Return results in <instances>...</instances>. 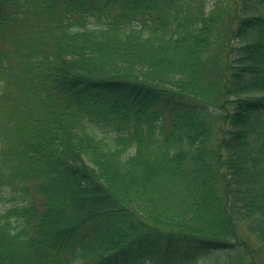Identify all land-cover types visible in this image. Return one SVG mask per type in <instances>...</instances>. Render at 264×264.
<instances>
[{"label":"trees","instance_id":"1","mask_svg":"<svg viewBox=\"0 0 264 264\" xmlns=\"http://www.w3.org/2000/svg\"><path fill=\"white\" fill-rule=\"evenodd\" d=\"M2 202L0 264H264V0H0Z\"/></svg>","mask_w":264,"mask_h":264},{"label":"rangeland","instance_id":"2","mask_svg":"<svg viewBox=\"0 0 264 264\" xmlns=\"http://www.w3.org/2000/svg\"><path fill=\"white\" fill-rule=\"evenodd\" d=\"M9 193H13L11 190L9 191ZM6 203L2 202L0 203V212L5 208ZM212 256H209L207 258H202L201 262L199 264H216L212 258ZM196 264V263H193Z\"/></svg>","mask_w":264,"mask_h":264}]
</instances>
